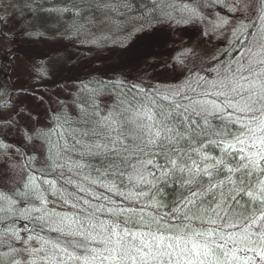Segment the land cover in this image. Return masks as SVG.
I'll return each mask as SVG.
<instances>
[{
    "label": "snow or ice",
    "instance_id": "6c2138e0",
    "mask_svg": "<svg viewBox=\"0 0 264 264\" xmlns=\"http://www.w3.org/2000/svg\"><path fill=\"white\" fill-rule=\"evenodd\" d=\"M81 7L0 14V264H264V0Z\"/></svg>",
    "mask_w": 264,
    "mask_h": 264
},
{
    "label": "trees",
    "instance_id": "16d2710c",
    "mask_svg": "<svg viewBox=\"0 0 264 264\" xmlns=\"http://www.w3.org/2000/svg\"><path fill=\"white\" fill-rule=\"evenodd\" d=\"M2 1L0 0V14H3L1 11ZM148 2L149 0H133L134 5L147 4ZM72 3L82 5L81 15L83 18H94L93 15L97 12V9L95 3L91 4V0H14L10 15H16L17 18L20 16L27 17L21 22V25H27L29 28L34 26L37 32L44 35L50 34L52 31L65 32L71 27L69 21L73 19V12L70 10L63 14L59 13V22H56L55 16L58 13L56 10L65 7L70 8ZM114 102V99L109 100L108 104L111 106Z\"/></svg>",
    "mask_w": 264,
    "mask_h": 264
},
{
    "label": "rangeland",
    "instance_id": "374dc122",
    "mask_svg": "<svg viewBox=\"0 0 264 264\" xmlns=\"http://www.w3.org/2000/svg\"><path fill=\"white\" fill-rule=\"evenodd\" d=\"M2 2H3L2 3L3 6L1 7V11L3 13L7 12L8 15H10V11L12 9L11 6H12V3L14 2V0H3ZM94 3H95V0H91V4H94ZM50 13H52V12H50ZM56 14L57 15L55 16L56 17V20L55 21L56 22H59V17H58L59 13H56ZM111 15H113L114 17H118V14H116V13H111ZM93 16H94V18L99 19L100 16H101V13L99 11H97ZM131 23H132L131 21L127 22L126 23V27H129L130 28L131 27ZM67 26H69V25H67ZM30 29H34V26H32V28H30ZM65 29H67V28H65ZM34 30H36V29H34ZM55 32H57V31H52V33H50V34H47V35H44L43 34V35L45 37H49L50 38V37H52L53 33H55ZM61 33H63V32H61ZM80 38L81 39H86L87 37L84 34H82ZM37 39H38V37H37ZM184 40L187 41L188 40V36H185L184 37ZM220 46L223 47L224 45H220ZM88 47H93L94 49L96 48L95 45H89V44L85 43L84 47L81 49V51H82L83 55L85 56V58H89L92 55H94V53H88L87 51H85V49H87ZM176 47H179V43H177ZM103 54L104 55H107V52L105 51ZM111 63H112L111 60H97V61H95V65H105V64H111ZM109 75H112V73H109ZM77 83H79V82H77ZM71 91L74 93V91H76V89L73 88V89H71ZM108 102H109V100L108 101H105V103H108ZM2 174H3V169H0V175H2Z\"/></svg>",
    "mask_w": 264,
    "mask_h": 264
},
{
    "label": "flooded vegetation",
    "instance_id": "af4514ba",
    "mask_svg": "<svg viewBox=\"0 0 264 264\" xmlns=\"http://www.w3.org/2000/svg\"><path fill=\"white\" fill-rule=\"evenodd\" d=\"M177 48H179V47H177ZM164 54H165V56H167V55H168V53H167V52H165ZM173 54H175V53H173Z\"/></svg>",
    "mask_w": 264,
    "mask_h": 264
}]
</instances>
